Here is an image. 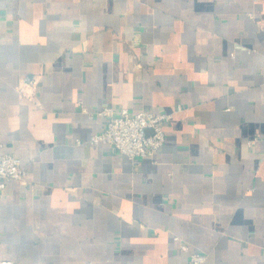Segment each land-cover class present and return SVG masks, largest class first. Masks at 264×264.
<instances>
[{"label": "crops", "instance_id": "crops-1", "mask_svg": "<svg viewBox=\"0 0 264 264\" xmlns=\"http://www.w3.org/2000/svg\"><path fill=\"white\" fill-rule=\"evenodd\" d=\"M107 106L164 145L87 143ZM3 154L0 263L264 264V0H0Z\"/></svg>", "mask_w": 264, "mask_h": 264}, {"label": "built area", "instance_id": "built-area-1", "mask_svg": "<svg viewBox=\"0 0 264 264\" xmlns=\"http://www.w3.org/2000/svg\"><path fill=\"white\" fill-rule=\"evenodd\" d=\"M24 84L36 85V80L26 77ZM84 111L87 110L84 108ZM100 114L106 118L105 128L91 136L86 142L93 146L100 144L112 145L119 153L127 156L131 161H138L140 158L154 156L165 143V124L170 120L168 113L154 112L150 109H142L131 113L127 108L116 110L112 106L104 107ZM82 144L81 140H78ZM27 176V170L21 165V161L13 155H0V178L3 180L23 181ZM5 182L0 183L4 189ZM187 251L188 247L182 246ZM206 256L201 253H193L191 262L203 264ZM0 264H13L10 261H3Z\"/></svg>", "mask_w": 264, "mask_h": 264}]
</instances>
